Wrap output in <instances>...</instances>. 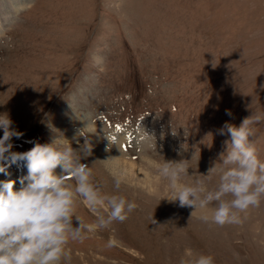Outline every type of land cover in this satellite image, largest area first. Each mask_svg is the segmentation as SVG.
<instances>
[{
    "label": "rangeland",
    "instance_id": "1",
    "mask_svg": "<svg viewBox=\"0 0 264 264\" xmlns=\"http://www.w3.org/2000/svg\"><path fill=\"white\" fill-rule=\"evenodd\" d=\"M27 2L1 20L0 113L23 133L12 151L63 135L74 150L92 148L82 162L105 193L138 205L125 222L73 242V256L92 260L72 264H179L186 249L215 264H264V200L242 225L206 224L200 210L191 217L194 207L165 198L168 182L155 172L163 160L184 159L183 183L205 179L228 138L219 129L264 113V0ZM255 129L264 161V123ZM143 130L157 152L137 143ZM109 136L116 143L106 151ZM97 150L145 177L115 189ZM77 211L95 219L83 203Z\"/></svg>",
    "mask_w": 264,
    "mask_h": 264
},
{
    "label": "clouds",
    "instance_id": "2",
    "mask_svg": "<svg viewBox=\"0 0 264 264\" xmlns=\"http://www.w3.org/2000/svg\"><path fill=\"white\" fill-rule=\"evenodd\" d=\"M226 114L232 115L230 111ZM260 123H264V113H252L238 126L226 122L219 129V134L228 138L218 162L206 175L200 174L205 179L182 182L189 176L188 160L156 164V175L168 182L165 198L170 203L178 202L181 208L194 207L191 217L200 210L197 219L203 223L242 225L249 210L258 208L264 200V161L259 159L253 141L255 126ZM0 131V173L8 175L7 169L18 161H25L27 167L18 190L16 181H0V264H72L73 242L82 243L90 233L125 222L137 209L134 201L103 191L93 171L82 162L91 154V147L74 150L63 135H56L48 143L36 142L26 152L12 151L13 138L19 139L23 133L13 127L6 112L0 113ZM106 139V151H111L116 140L112 136ZM137 143L142 149L157 152L154 138L144 130ZM88 144L86 141L84 145ZM106 170L119 190L126 173L111 165ZM214 178L216 186L210 189L208 183ZM78 202L94 215L91 223L78 214ZM115 244L110 238L106 247ZM179 264H215V260L212 255L186 249Z\"/></svg>",
    "mask_w": 264,
    "mask_h": 264
},
{
    "label": "bare ground",
    "instance_id": "3",
    "mask_svg": "<svg viewBox=\"0 0 264 264\" xmlns=\"http://www.w3.org/2000/svg\"><path fill=\"white\" fill-rule=\"evenodd\" d=\"M28 4L27 0H18L15 2L14 0H0V33H2V16L5 19V21H9V19L12 17V15L15 13H18L20 10H22L24 7H26ZM124 142V138L120 144V150L122 151V144ZM95 156L101 161L102 166L107 168V166L111 165L114 167H117L121 170H123L126 173V179H132L135 177H145V172L142 169L136 168L135 166L125 162V160L120 159L118 157H113L112 155H109L108 153L105 154L101 150H97ZM112 157V159H109ZM109 159V160H107ZM60 169H57V172H59ZM8 175L0 173V181L5 180H14L16 181L15 188L18 190L21 187L20 184V178L27 175V167L25 161H18L16 164H12L11 167L7 169ZM142 178V179H143ZM73 258H76V256H73ZM91 259L90 257H78L76 260H79L80 262L86 261ZM75 260V261H76ZM92 260V259H91ZM98 261V260H94ZM74 262V261H73ZM74 264H76L74 262Z\"/></svg>",
    "mask_w": 264,
    "mask_h": 264
}]
</instances>
